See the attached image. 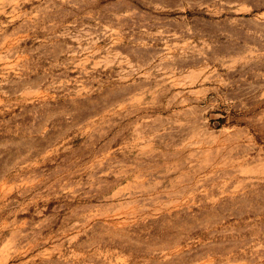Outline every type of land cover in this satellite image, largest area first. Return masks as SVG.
Instances as JSON below:
<instances>
[{"label": "rangeland", "instance_id": "1", "mask_svg": "<svg viewBox=\"0 0 264 264\" xmlns=\"http://www.w3.org/2000/svg\"><path fill=\"white\" fill-rule=\"evenodd\" d=\"M0 264H264V0H0Z\"/></svg>", "mask_w": 264, "mask_h": 264}]
</instances>
